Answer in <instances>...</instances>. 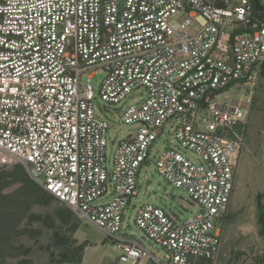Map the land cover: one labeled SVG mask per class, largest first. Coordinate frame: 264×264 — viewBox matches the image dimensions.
<instances>
[{"label":"built area","instance_id":"obj_1","mask_svg":"<svg viewBox=\"0 0 264 264\" xmlns=\"http://www.w3.org/2000/svg\"><path fill=\"white\" fill-rule=\"evenodd\" d=\"M259 10L253 0H0V172L26 168L105 234L117 264H215L249 104L264 84ZM100 72L108 105L146 91L121 108V121L136 131L116 147L97 114ZM239 88L251 90L248 103L218 101ZM168 127L179 147L157 153ZM155 153L159 175L200 207L185 221L155 205L137 209L136 227L164 258L127 232L125 215Z\"/></svg>","mask_w":264,"mask_h":264},{"label":"rangeland","instance_id":"obj_2","mask_svg":"<svg viewBox=\"0 0 264 264\" xmlns=\"http://www.w3.org/2000/svg\"><path fill=\"white\" fill-rule=\"evenodd\" d=\"M105 77V73L100 72L93 80L97 95L95 104L99 117L106 119L111 126L108 131L109 146L114 143L116 147L128 134L136 131L135 125H125L121 121V108L145 98L146 91L130 95L121 106L108 105L99 96ZM250 94V89H230L218 101L248 103ZM249 105L248 139L239 161L221 253L215 264H264V237L258 221L259 202L264 204L263 83L256 88ZM170 146L179 147L174 131L168 127L157 139L155 151L161 153ZM113 151L114 148H110V157ZM183 152L194 159L190 152ZM156 157L157 154H153L149 164L141 168L136 197L125 215L127 232L142 240L154 254L164 258V250L146 240L136 227L137 209L143 205H155L185 221L199 215L200 207L186 191L171 186L159 175ZM15 168L0 172V264H117L118 253L99 228L79 220L75 215L71 222L63 224L57 218V209L67 207L59 202H49L41 189L27 184V177L23 174L18 181H13L11 176ZM141 264L155 263L146 260Z\"/></svg>","mask_w":264,"mask_h":264},{"label":"trees","instance_id":"obj_3","mask_svg":"<svg viewBox=\"0 0 264 264\" xmlns=\"http://www.w3.org/2000/svg\"><path fill=\"white\" fill-rule=\"evenodd\" d=\"M259 17H261L262 20H264V7L260 5V10H259ZM23 174V176L27 177V184L29 186H34L41 189V191L43 192V196L48 199L49 202H59L56 198H54L51 194H49L47 191H45L43 188H41L40 186H38V184H36L29 176L27 170L22 167V166H16L15 168V173L12 174V178L13 181H18L20 179V176ZM29 178V179H28ZM39 204L41 203L38 202ZM61 203V202H59ZM64 205V204H63ZM65 206V205H64ZM258 221H259V225H260V233L261 235L264 237V204H262V201L259 202L258 205ZM74 217V213L67 207V208H63L60 207L57 209V218L63 223H69L72 221ZM200 264H204V261L200 262Z\"/></svg>","mask_w":264,"mask_h":264},{"label":"water","instance_id":"obj_4","mask_svg":"<svg viewBox=\"0 0 264 264\" xmlns=\"http://www.w3.org/2000/svg\"><path fill=\"white\" fill-rule=\"evenodd\" d=\"M253 2H254V6H255L256 11H258L259 10V2H258V0H253Z\"/></svg>","mask_w":264,"mask_h":264}]
</instances>
